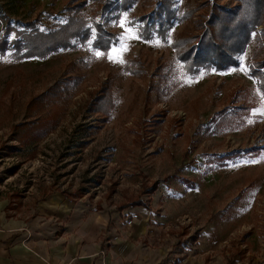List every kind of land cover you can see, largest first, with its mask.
I'll list each match as a JSON object with an SVG mask.
<instances>
[{
  "label": "rangeland",
  "instance_id": "374dc122",
  "mask_svg": "<svg viewBox=\"0 0 264 264\" xmlns=\"http://www.w3.org/2000/svg\"><path fill=\"white\" fill-rule=\"evenodd\" d=\"M82 1L76 16L88 21L85 40L70 38L44 57L16 60L10 31L0 53L3 135L13 138L26 120L57 119L34 145L14 139L13 162L21 169L13 182L57 170L64 190L124 210L121 220L159 222L167 237L221 228L245 241L246 233L259 231L264 145L255 135L264 137V0H136L102 13L97 1ZM76 3L0 0V34L3 17L15 29L54 30ZM96 23L104 30L98 36ZM223 24L230 31H221ZM207 33L230 35L234 51L226 66L192 62ZM113 49H126L122 62L109 60ZM56 81L57 95L30 103ZM154 181L152 193L141 192ZM138 198L141 207L128 203ZM148 236L141 230L138 241L147 244Z\"/></svg>",
  "mask_w": 264,
  "mask_h": 264
},
{
  "label": "crops",
  "instance_id": "0c3cea01",
  "mask_svg": "<svg viewBox=\"0 0 264 264\" xmlns=\"http://www.w3.org/2000/svg\"><path fill=\"white\" fill-rule=\"evenodd\" d=\"M3 136L0 151L12 156L14 137ZM20 166L0 164V264H264V226L246 233L245 241L221 228L167 237L159 222L121 220L124 210L64 190L57 170L14 183ZM141 230L149 235L144 245Z\"/></svg>",
  "mask_w": 264,
  "mask_h": 264
},
{
  "label": "trees",
  "instance_id": "16d2710c",
  "mask_svg": "<svg viewBox=\"0 0 264 264\" xmlns=\"http://www.w3.org/2000/svg\"><path fill=\"white\" fill-rule=\"evenodd\" d=\"M70 1L72 2V4L74 3V1H77V3L74 4L75 6L73 5L74 8L68 9L69 12H73L74 14L72 16L70 15V18L66 23L60 24V26H58V28L54 30H48L44 32L37 30L35 28H31L29 31L21 30L17 28L15 29L13 26H11L9 19L3 17L6 21V24L1 30L2 32L0 36V53L4 52L6 50V46L8 45V43L12 42V46L16 47L15 48L16 56H14L16 60L21 58L31 57V55L44 57L46 56L47 53L56 51L60 49V47L69 44L68 41L70 38L76 37L80 41L85 40L89 34L88 28L86 27L88 21L85 18H82V16H76L78 15V12L81 9L84 1L82 0L80 2L78 0H70ZM95 1L98 2V10L102 13L104 11H108L110 9L118 8V7L128 8L133 3V1L136 0H95ZM256 5L258 7V4H254V8H256ZM255 10L253 11V14L255 16L254 22L257 23L261 22L262 18L260 17V15H257L259 10L257 8ZM155 13L157 14V12ZM213 14H216V12H213ZM152 18H153L152 16L149 17L150 20H152ZM149 24H150L149 20H147L144 26H148ZM94 26H95L94 30H96L97 33L96 36L104 32V30H102V27L100 26L99 23H96ZM220 29H222L221 31L223 30L230 31L229 27H227L225 24H223ZM10 31H14L15 37L10 42H8L7 36ZM206 36H207V40H205ZM205 37L204 39L200 38L197 40V43L203 45L204 48L202 49L201 46H197L196 50L193 51V56H191V59L193 60L192 62H197V65L206 63V64L214 65L215 67L221 66L220 63L223 62L222 66H226V64L228 63L226 61L230 60L229 55L234 51L233 46L227 47V45L231 42L229 39L230 35L224 37V35L221 34L220 38L217 39L207 33L205 34ZM109 42L110 41L106 40L104 44L105 48L109 47L108 45ZM98 45H100V43H98ZM22 48H24L23 52L20 51ZM251 73L253 74V72ZM59 86H60V81H56L47 89V92L45 94L35 96L30 103L33 102L36 104L37 102H42L43 100H40L42 98H47L53 95H57L59 90L56 89H59ZM56 121L57 119H52L50 116H48V118L43 117L39 119L37 117L36 120H26L25 122L18 123V125L16 126L18 128V132L14 133L13 135L14 139H16L20 143H25L27 140L32 139L33 142H31V145H34L36 142H38L37 140L47 136L46 134L48 133L50 128L56 125L55 124ZM51 123L52 125L50 126ZM155 185H156L155 181L150 185H147L145 183L143 185L144 189H142L141 192L152 193ZM128 203L134 206L142 204L139 201V198L134 199ZM120 206L123 207L122 204Z\"/></svg>",
  "mask_w": 264,
  "mask_h": 264
},
{
  "label": "snow or ice",
  "instance_id": "6c2138e0",
  "mask_svg": "<svg viewBox=\"0 0 264 264\" xmlns=\"http://www.w3.org/2000/svg\"><path fill=\"white\" fill-rule=\"evenodd\" d=\"M124 23L125 22L122 21L121 27L124 26ZM129 38H137V37H135L134 35H131L130 30H129ZM124 50H126V49H122V50L113 49V54L109 55V60L112 62H122V51H124ZM101 55H102L101 52H99V51L96 52L97 57H100ZM241 70H243V67ZM261 111H262V114H264V110H261Z\"/></svg>",
  "mask_w": 264,
  "mask_h": 264
},
{
  "label": "built area",
  "instance_id": "2783aa9c",
  "mask_svg": "<svg viewBox=\"0 0 264 264\" xmlns=\"http://www.w3.org/2000/svg\"><path fill=\"white\" fill-rule=\"evenodd\" d=\"M2 137H4L3 136V132H1L0 131V138H2ZM255 140L256 141H259V143L260 144H257V145H264V137H261L259 134H256L255 135ZM255 140H251V142H255ZM3 154V152L2 151H0V161H1V163L0 164H3V165H7V166H14V165H16V164H14V162H13V157L12 156H9L10 158H11V161H3V157H5V156H3L2 155Z\"/></svg>",
  "mask_w": 264,
  "mask_h": 264
}]
</instances>
